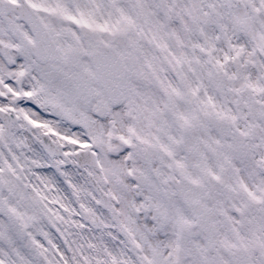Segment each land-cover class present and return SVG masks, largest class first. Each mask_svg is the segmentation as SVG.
Wrapping results in <instances>:
<instances>
[{"label":"snow or ice","instance_id":"obj_1","mask_svg":"<svg viewBox=\"0 0 264 264\" xmlns=\"http://www.w3.org/2000/svg\"><path fill=\"white\" fill-rule=\"evenodd\" d=\"M0 264H264V0H0Z\"/></svg>","mask_w":264,"mask_h":264}]
</instances>
